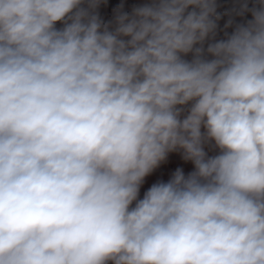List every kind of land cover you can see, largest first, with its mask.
I'll list each match as a JSON object with an SVG mask.
<instances>
[{
  "label": "clouds",
  "instance_id": "clouds-1",
  "mask_svg": "<svg viewBox=\"0 0 264 264\" xmlns=\"http://www.w3.org/2000/svg\"><path fill=\"white\" fill-rule=\"evenodd\" d=\"M0 264H264V0H0Z\"/></svg>",
  "mask_w": 264,
  "mask_h": 264
},
{
  "label": "rangeland",
  "instance_id": "rangeland-1",
  "mask_svg": "<svg viewBox=\"0 0 264 264\" xmlns=\"http://www.w3.org/2000/svg\"><path fill=\"white\" fill-rule=\"evenodd\" d=\"M133 2H135V0H128V3H129V4H131V3H133ZM221 24H223V21L221 22ZM156 178H157L156 175H154V176L151 177V178H148L146 184L144 185V189H146V188H147L152 182H154V180H155ZM160 178H163V179L166 180V179L168 178V175H167V174L161 175ZM142 191H143V189H142Z\"/></svg>",
  "mask_w": 264,
  "mask_h": 264
}]
</instances>
